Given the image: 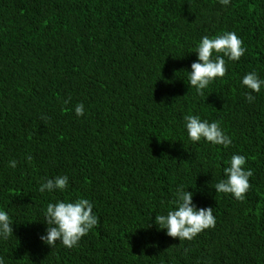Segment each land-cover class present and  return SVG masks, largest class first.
Returning <instances> with one entry per match:
<instances>
[{"label": "trees", "instance_id": "1", "mask_svg": "<svg viewBox=\"0 0 264 264\" xmlns=\"http://www.w3.org/2000/svg\"><path fill=\"white\" fill-rule=\"evenodd\" d=\"M223 32L245 54L197 95L196 48ZM253 71L264 80V0H0L4 264H264V87L252 103L241 87ZM186 115L219 121L232 144L189 142ZM237 154L254 173L243 202L214 189ZM56 176L68 188L41 193ZM180 185L216 221L191 241L155 225ZM78 198L98 225L77 247L50 248L47 204Z\"/></svg>", "mask_w": 264, "mask_h": 264}, {"label": "clouds", "instance_id": "2", "mask_svg": "<svg viewBox=\"0 0 264 264\" xmlns=\"http://www.w3.org/2000/svg\"><path fill=\"white\" fill-rule=\"evenodd\" d=\"M221 5L227 6L230 0H219ZM246 48L243 41L235 32H223L213 37L205 35L201 38L195 53L197 62L191 64V72L188 73L189 84L195 88L197 95H204L206 89L215 79L223 78L227 73V61H238L244 56ZM215 54V59L213 56ZM241 87L246 88L245 99L252 103L255 96L264 87L256 72L244 75ZM71 97L64 101L70 103ZM77 117L84 115V105L79 103L74 109ZM187 137L191 143H206L228 148L232 144L230 136L226 135L219 121L209 122L202 120L197 115H186L184 117ZM26 159L30 162L32 156ZM229 166L224 169L225 179L215 184L217 194H230L235 200L243 202L246 193L250 189L249 178L253 176L251 168L245 169L246 157L243 155H232ZM17 162L9 161V167L15 168ZM68 188L67 176H56L46 179L41 184L39 191L53 192L65 191ZM173 209L166 215H156L155 225L160 230H166V235L173 239L193 240L204 230L215 227V217L212 208L197 209L193 205V193L184 190L183 185L176 189ZM93 203L86 198H78L72 202L57 201L49 203L44 211V223L46 224V235L40 237L41 241L54 248L57 241L65 248L72 249L78 246L79 241L98 225V217L93 213ZM13 236V222L7 212L0 210V238L7 240ZM0 264L4 260L0 257Z\"/></svg>", "mask_w": 264, "mask_h": 264}]
</instances>
